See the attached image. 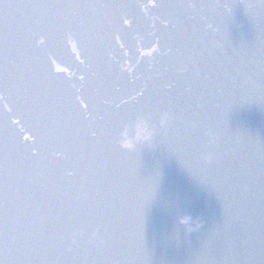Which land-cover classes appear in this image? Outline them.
<instances>
[{"label":"water","instance_id":"95a60500","mask_svg":"<svg viewBox=\"0 0 264 264\" xmlns=\"http://www.w3.org/2000/svg\"><path fill=\"white\" fill-rule=\"evenodd\" d=\"M0 264H264V0H0Z\"/></svg>","mask_w":264,"mask_h":264},{"label":"clouds","instance_id":"9594fccd","mask_svg":"<svg viewBox=\"0 0 264 264\" xmlns=\"http://www.w3.org/2000/svg\"><path fill=\"white\" fill-rule=\"evenodd\" d=\"M168 119H169L168 113L164 112L161 114V117H160L161 124H166L168 122ZM136 127H137V140L143 143L151 140L152 131L148 127L147 122L145 120L138 119L136 121ZM120 143L122 144V146L126 148H133L135 146V143L133 142V140H130L126 137L120 139ZM191 220H192L191 217L183 216L180 218V223L189 225L191 223Z\"/></svg>","mask_w":264,"mask_h":264}]
</instances>
